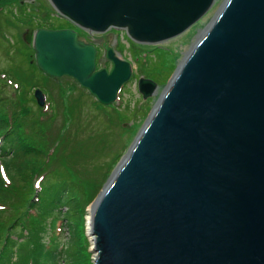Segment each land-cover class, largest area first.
Wrapping results in <instances>:
<instances>
[{
  "label": "water",
  "instance_id": "95a60500",
  "mask_svg": "<svg viewBox=\"0 0 264 264\" xmlns=\"http://www.w3.org/2000/svg\"><path fill=\"white\" fill-rule=\"evenodd\" d=\"M88 34L161 45L217 0H48ZM39 70L116 103L134 66L73 29H28ZM144 100L156 82L139 78ZM35 98L45 106V96ZM93 264H264V0H225L91 206ZM91 251V250H90Z\"/></svg>",
  "mask_w": 264,
  "mask_h": 264
},
{
  "label": "rangeland",
  "instance_id": "374dc122",
  "mask_svg": "<svg viewBox=\"0 0 264 264\" xmlns=\"http://www.w3.org/2000/svg\"><path fill=\"white\" fill-rule=\"evenodd\" d=\"M7 1L16 3H6L0 12V96L5 97L8 103L19 104L22 110L31 107L36 109L40 106L35 99V93L42 90L46 99L44 111L49 117V122H53L54 125L53 135H60L59 146L56 150L52 149L55 151L54 165L63 168L73 180L80 181L89 192L94 184H100L97 197L127 154L159 99L160 95H155L144 100L138 92V79L146 77L156 82L161 88L159 89L161 94L186 53L196 43L198 36L205 30L225 0H218L202 21L184 34L160 46L135 43L125 31L111 30L103 35H90L82 31V37L100 48L98 68L106 67L108 70L111 68V62L106 59L103 49L104 43L111 45L125 60L134 63L133 74H136L134 75L136 80L133 78L126 84L119 93L118 102L110 106L100 104L72 78H50L38 69L33 47L24 40L27 30H36L44 25L60 29H67L70 26L66 19L57 15L49 1ZM3 167L4 164L0 161L2 173L5 172ZM112 167L110 174L101 179L103 173ZM37 180L34 186L38 189ZM33 199L36 202L35 206H38L37 197ZM94 200L86 208L83 221L71 222L66 219L65 214L69 210L67 203L62 209L52 211L47 216L49 217L47 229L40 233V248L43 243L45 248H48V245H61L70 249L72 244L79 243V231H82L88 241L90 262L93 264L95 255L92 237L88 231V217ZM5 211L11 213L12 210ZM31 212L27 214L34 220L37 219L39 211ZM47 248L46 251H49Z\"/></svg>",
  "mask_w": 264,
  "mask_h": 264
},
{
  "label": "trees",
  "instance_id": "16d2710c",
  "mask_svg": "<svg viewBox=\"0 0 264 264\" xmlns=\"http://www.w3.org/2000/svg\"><path fill=\"white\" fill-rule=\"evenodd\" d=\"M8 2L0 0V12ZM42 28L60 29L48 25L37 29ZM75 29L80 35L82 31ZM44 109L22 110L19 104L8 103L0 96V161L5 171L2 173L0 168V264H91L89 244L82 231H79V243L72 244L70 249L48 245L46 248L50 250L46 251L43 243L41 248L39 245L40 233L47 229V216L52 211L62 209L67 203L66 219L83 221L86 208L101 188L100 184H94L89 192L80 181L73 180L63 168L54 165L52 149L59 146L60 135H53V122H49ZM113 167L105 171L101 179L106 178ZM36 180L40 190L34 186ZM35 196L38 206H35ZM10 209L11 213L5 211ZM35 211L39 212L34 220L27 213Z\"/></svg>",
  "mask_w": 264,
  "mask_h": 264
},
{
  "label": "bare ground",
  "instance_id": "6f19581e",
  "mask_svg": "<svg viewBox=\"0 0 264 264\" xmlns=\"http://www.w3.org/2000/svg\"><path fill=\"white\" fill-rule=\"evenodd\" d=\"M217 1H218V0H217ZM217 1H216V2H217ZM199 37H200V35L198 36V38H199ZM193 45H194V44H193ZM186 54H187V53H186ZM159 89H161V88L159 87ZM159 89H158V91H157V93H156L158 96L160 95V91H159ZM162 91H163V90H162ZM88 218L90 219V217H88Z\"/></svg>",
  "mask_w": 264,
  "mask_h": 264
},
{
  "label": "flooded vegetation",
  "instance_id": "af4514ba",
  "mask_svg": "<svg viewBox=\"0 0 264 264\" xmlns=\"http://www.w3.org/2000/svg\"><path fill=\"white\" fill-rule=\"evenodd\" d=\"M97 50H98V51H100V48H99V47H97Z\"/></svg>",
  "mask_w": 264,
  "mask_h": 264
}]
</instances>
